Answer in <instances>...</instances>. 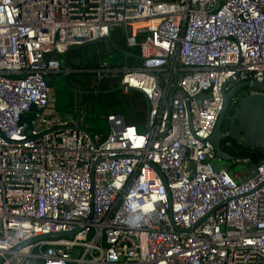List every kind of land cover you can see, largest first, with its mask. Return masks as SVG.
I'll use <instances>...</instances> for the list:
<instances>
[{
	"label": "built area",
	"instance_id": "obj_1",
	"mask_svg": "<svg viewBox=\"0 0 264 264\" xmlns=\"http://www.w3.org/2000/svg\"><path fill=\"white\" fill-rule=\"evenodd\" d=\"M116 27L140 58L96 75L149 129L48 113L57 56ZM228 81L264 82V0H0V264H264V159L238 178L209 140Z\"/></svg>",
	"mask_w": 264,
	"mask_h": 264
},
{
	"label": "trees",
	"instance_id": "obj_2",
	"mask_svg": "<svg viewBox=\"0 0 264 264\" xmlns=\"http://www.w3.org/2000/svg\"><path fill=\"white\" fill-rule=\"evenodd\" d=\"M112 45L125 47L124 33L121 27L113 29L107 43L105 39H101L93 44L69 50L64 55H58L57 57L61 61L63 60V64L71 68V72L65 76L66 86L64 89L67 90L69 87L75 89L78 96L76 105L83 113L92 114L97 110L99 114L104 115L103 122L106 115L119 113L124 117L127 124L135 125L137 130L141 131L139 125L145 119L143 96L137 91L125 95L117 89L118 80L116 78H98L96 75V71L101 68L102 62L112 58L113 54H117L122 61V56ZM133 51L137 52V49ZM114 64L110 63V65ZM248 90L244 88L242 92L246 93ZM233 107L230 105L226 113L227 116L231 115ZM97 129L106 130L102 124L97 125ZM226 140L232 141L230 138ZM238 151V154L243 158L255 154L242 148Z\"/></svg>",
	"mask_w": 264,
	"mask_h": 264
},
{
	"label": "water",
	"instance_id": "obj_3",
	"mask_svg": "<svg viewBox=\"0 0 264 264\" xmlns=\"http://www.w3.org/2000/svg\"><path fill=\"white\" fill-rule=\"evenodd\" d=\"M110 40V36L104 38ZM99 39L75 45L70 47L69 50L87 46L97 42ZM113 48L122 56L124 64L127 63L128 57L139 59L140 57L125 49L123 46L112 45ZM66 76V75H65ZM64 76V81H65ZM230 83L226 82L223 85V109L217 119L215 128L209 138L213 145L214 151L218 159L231 163L238 160L241 156L237 152H232L224 147L227 138H230L234 147L238 150L256 149L260 151L259 157L264 159V82L255 81H241L232 85L229 89L225 90V86ZM247 88L253 90L240 97L236 105L232 108L229 119L226 120L225 114L230 107V99L239 93L240 90ZM117 89L122 91L123 86L118 84ZM171 96H168V103L170 105ZM145 125L149 129V103L145 99ZM57 234H50L44 237H55Z\"/></svg>",
	"mask_w": 264,
	"mask_h": 264
},
{
	"label": "rangeland",
	"instance_id": "obj_4",
	"mask_svg": "<svg viewBox=\"0 0 264 264\" xmlns=\"http://www.w3.org/2000/svg\"><path fill=\"white\" fill-rule=\"evenodd\" d=\"M106 60L109 63L122 62L117 54H113L112 58ZM50 84L53 87V92L50 95V109L47 112L49 113L51 111H57L58 114L63 116H67L71 114L73 119H76V112L74 107L78 102L77 92L75 91V89L71 87H69V89L67 90L64 89L66 86L64 81V73L56 74L55 77H53V80L50 82ZM242 90H240L239 93H241ZM129 93H123V94L128 95ZM103 117L104 115L99 114L97 110L94 111L92 114H88L87 112L81 114L82 122L89 127L91 125H95L97 127V125L102 124L106 128L105 121L104 122L102 121ZM145 123L146 122L144 119V121L139 125V129L141 131H144L146 129ZM215 163L221 166L229 165L228 162H224L220 159L217 161L215 160Z\"/></svg>",
	"mask_w": 264,
	"mask_h": 264
},
{
	"label": "crops",
	"instance_id": "obj_5",
	"mask_svg": "<svg viewBox=\"0 0 264 264\" xmlns=\"http://www.w3.org/2000/svg\"><path fill=\"white\" fill-rule=\"evenodd\" d=\"M108 40H106L107 43ZM232 152H239L238 149H236L235 147L231 148ZM248 152H254L255 154L253 156L250 157H240L238 160H235L231 163H229V165H225L229 172L235 176H237L238 178H243L245 177L247 174L250 173V171L253 169V167L255 166V164L261 160V158L259 157V153H261L260 151H257L255 148L252 150H247Z\"/></svg>",
	"mask_w": 264,
	"mask_h": 264
},
{
	"label": "flooded vegetation",
	"instance_id": "obj_6",
	"mask_svg": "<svg viewBox=\"0 0 264 264\" xmlns=\"http://www.w3.org/2000/svg\"><path fill=\"white\" fill-rule=\"evenodd\" d=\"M244 93V92H243ZM247 93V92H246ZM228 111V110H227ZM227 111H226V113H227ZM225 118H226V120H228L229 119V115L227 116L226 114H225ZM234 147V143H232V147L231 148H233ZM231 148H226L227 150H230V151H232V149Z\"/></svg>",
	"mask_w": 264,
	"mask_h": 264
}]
</instances>
